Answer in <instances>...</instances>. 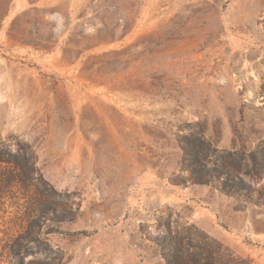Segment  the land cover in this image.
I'll list each match as a JSON object with an SVG mask.
<instances>
[{"label":"rangeland","instance_id":"1","mask_svg":"<svg viewBox=\"0 0 264 264\" xmlns=\"http://www.w3.org/2000/svg\"><path fill=\"white\" fill-rule=\"evenodd\" d=\"M169 260L264 264V0H0V264Z\"/></svg>","mask_w":264,"mask_h":264},{"label":"trees","instance_id":"2","mask_svg":"<svg viewBox=\"0 0 264 264\" xmlns=\"http://www.w3.org/2000/svg\"><path fill=\"white\" fill-rule=\"evenodd\" d=\"M187 156L188 157H193V158H189V160L191 159V162L194 161V163H199L197 161V157H196V154H191L192 152H189L188 150V146H187ZM205 169H202L200 171H197V183L198 184H205L206 181L204 180L203 177L206 176V174L204 173ZM196 173V172H195ZM236 179L238 180V183L237 184H234V185H227L226 186V189L229 193H232V194H235V195H240L244 192H248V190L250 189L249 186H247L244 181L240 178V177H236ZM168 264H176L174 262V260H169ZM206 264H210V262H206Z\"/></svg>","mask_w":264,"mask_h":264}]
</instances>
